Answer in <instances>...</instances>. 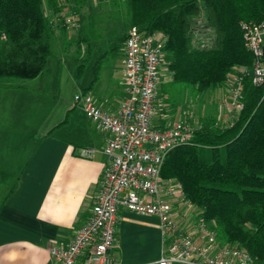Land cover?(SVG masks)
<instances>
[{
	"label": "trees",
	"instance_id": "obj_1",
	"mask_svg": "<svg viewBox=\"0 0 264 264\" xmlns=\"http://www.w3.org/2000/svg\"><path fill=\"white\" fill-rule=\"evenodd\" d=\"M111 1L124 14L122 28L101 46L95 31L101 17L95 19L89 0H0V82L42 74L56 33L75 45L78 67L93 60L94 82L110 57H123L132 26L162 34L158 98L164 103L174 90L196 97L243 73L242 108L226 121L200 117L190 142L167 153L160 175L182 184L218 240L244 247L253 264H264V86L247 73L253 55L242 28L264 24V0ZM68 9L79 21L76 31L62 24Z\"/></svg>",
	"mask_w": 264,
	"mask_h": 264
},
{
	"label": "built area",
	"instance_id": "obj_2",
	"mask_svg": "<svg viewBox=\"0 0 264 264\" xmlns=\"http://www.w3.org/2000/svg\"><path fill=\"white\" fill-rule=\"evenodd\" d=\"M62 24L68 32L79 28L73 10L66 11ZM242 28L245 46L253 55L247 73L254 85L264 86V24L247 22ZM122 54L119 83L124 96L114 113L101 109L89 90L73 96L74 104L83 109L94 127L108 134L103 147L106 163L85 223L66 245L50 246L54 264H76L83 256L86 264H116L112 251L117 245L120 207L158 218L161 246L156 264H253L244 247L217 239L179 181L160 175L167 153L188 144L198 125L188 120L164 128L153 125L162 72V34L144 33L132 26ZM242 77L243 73L231 75L226 82L228 108L223 121L242 108ZM93 153L91 147L80 151L83 157Z\"/></svg>",
	"mask_w": 264,
	"mask_h": 264
},
{
	"label": "crops",
	"instance_id": "obj_3",
	"mask_svg": "<svg viewBox=\"0 0 264 264\" xmlns=\"http://www.w3.org/2000/svg\"><path fill=\"white\" fill-rule=\"evenodd\" d=\"M122 59L119 73L109 71L105 79L98 74L82 88L111 113L124 96ZM166 119L158 111L153 125L167 127ZM107 136L73 99L59 101L56 90L0 82V264H54L50 246L66 245L90 214ZM85 147L94 149L91 157L81 156ZM115 235L116 264H156L161 246L156 216L120 207ZM76 264H86L84 256Z\"/></svg>",
	"mask_w": 264,
	"mask_h": 264
},
{
	"label": "rangeland",
	"instance_id": "obj_4",
	"mask_svg": "<svg viewBox=\"0 0 264 264\" xmlns=\"http://www.w3.org/2000/svg\"><path fill=\"white\" fill-rule=\"evenodd\" d=\"M89 1L97 14L95 19H97V16L101 17L96 20L95 31L97 37L101 38L98 45L102 46L104 40L107 42V39L109 40L119 33L118 31L122 28L123 12L120 10L121 8L113 6L111 0ZM84 12L86 13V9H84ZM76 56L75 45L64 43L61 36L56 33L51 39V55L47 60L46 71L43 73V77L38 79L39 81L30 83L31 81L26 79H15L6 82L13 83V85L29 86L41 84L50 93H54L56 90L59 101H72L73 94L83 91L82 88L93 80V60L80 68L75 61ZM120 60L121 56L110 57L107 63L104 64L102 71L100 70V77L102 79L107 78L109 71L119 73ZM56 82L58 83L57 87L55 86ZM227 94L225 86L200 93L196 97L193 94L174 90L173 97H171L168 104L164 103L159 96L156 103L157 112L159 111L160 114L166 116L168 126L178 120H188L195 124L203 116H214L218 121H222L225 119V112L228 108Z\"/></svg>",
	"mask_w": 264,
	"mask_h": 264
},
{
	"label": "water",
	"instance_id": "obj_5",
	"mask_svg": "<svg viewBox=\"0 0 264 264\" xmlns=\"http://www.w3.org/2000/svg\"><path fill=\"white\" fill-rule=\"evenodd\" d=\"M262 63L264 68V44L262 45Z\"/></svg>",
	"mask_w": 264,
	"mask_h": 264
}]
</instances>
